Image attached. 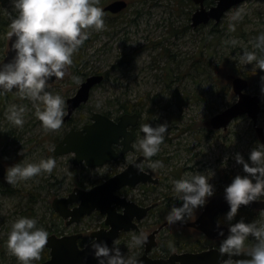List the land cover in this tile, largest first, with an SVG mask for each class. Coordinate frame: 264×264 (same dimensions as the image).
<instances>
[{
	"label": "rangeland",
	"instance_id": "374dc122",
	"mask_svg": "<svg viewBox=\"0 0 264 264\" xmlns=\"http://www.w3.org/2000/svg\"><path fill=\"white\" fill-rule=\"evenodd\" d=\"M110 1L113 0H100V6L104 9ZM127 1L129 6L120 13L104 10V27L101 31L90 30L82 45L80 62L75 67L71 64L69 72L62 79L49 83L48 87L50 91L59 92L67 101L90 74L104 72L106 78L103 83L93 89L90 100L74 113V125H82L96 110L121 114L123 103L134 104L142 114L136 141L144 135L142 124L168 123L160 150L151 159L163 161V167H157L160 182L151 184L153 189L147 192L140 189L130 193L136 199L156 200L160 206L144 219L140 230L130 231L118 238L125 254L139 256L145 244L136 246L131 240L132 235L141 231L149 235L159 229L160 224L167 220L172 205L182 203L173 191L170 178H180L185 172L214 169L216 174L212 182L216 186L215 194L222 193L233 176L242 171V166L236 163L235 153L241 152L247 158L251 148L259 141L251 121L246 117L232 121L225 130L218 129L212 133L206 121L233 100L230 95L232 85L228 81L231 75L247 77L250 81L248 91L264 94V70L253 74L251 64L238 66L233 59L243 51V45L251 49L250 41L264 32V0L239 3L229 9L218 23L212 20L197 27L192 25V15L199 5L193 0ZM205 4L210 7L215 0H207ZM237 8L245 10L244 16L235 22V30L232 31L229 16ZM2 11L10 21L16 15L11 0L4 2ZM7 32H0V61L9 49ZM229 37L237 38L240 43L236 47L225 45L224 41ZM73 75L80 77L79 82L72 78ZM6 94L10 96L3 108L1 130L11 129L13 134L4 138L6 143L0 144L1 159L12 164L25 158L38 161L52 157L56 165L50 174H40L16 185L3 179L1 184H9L16 191L0 192V239L8 238L13 220L28 207L30 195H26V191H32V197H37L33 217L37 218L38 226L45 227L49 235L81 231L88 240L92 231L102 227L104 217L93 213L80 223L66 225L63 218L53 213L52 201L57 196L65 197L76 186H90L102 181L111 167L103 165L88 169L84 163L74 165L72 153L55 155L54 148L71 129L70 122L64 119L60 129L45 130L34 114L35 108L30 99L21 97L15 89ZM12 104L25 107L22 126L14 125L7 119L5 113ZM225 157L228 159L225 160ZM223 162L227 166H223ZM146 165L149 167L148 162ZM98 168L103 174L97 172ZM202 209L194 210L185 221L178 222L193 221ZM29 214L33 212L29 211ZM258 219H264V215L261 213ZM220 220L227 223L224 216ZM156 238L158 244L153 248L156 254L186 251L197 246L211 247L219 242L205 238L193 227L170 223L161 229ZM164 247L169 250L164 251ZM37 263L39 261L34 264ZM0 264L20 262L6 248L0 251ZM93 264H99L98 259Z\"/></svg>",
	"mask_w": 264,
	"mask_h": 264
},
{
	"label": "clouds",
	"instance_id": "9594fccd",
	"mask_svg": "<svg viewBox=\"0 0 264 264\" xmlns=\"http://www.w3.org/2000/svg\"><path fill=\"white\" fill-rule=\"evenodd\" d=\"M11 3L16 15L11 20L7 36L15 54L11 60L0 61V96L15 89L21 97L33 102L34 114L45 130L60 129L66 115V99L59 92L50 91L49 82L53 76L57 79L65 76L67 68L73 63V54L88 38L91 29H103L104 9L100 0H11ZM244 11L237 8L229 16L230 30H235V22L243 19ZM224 43L236 47L240 42L235 37H229ZM250 43L251 49L243 45V51L233 59L238 66L251 64L255 74L264 70V32H260ZM72 78L77 82L80 80L77 75ZM24 112L23 105L12 104L5 114L14 125L22 126ZM167 129V122L142 124L144 135L134 144L153 169L163 167V161H152L151 158L159 152ZM20 154H23L22 149ZM235 160L242 166V171L237 172L224 187V198L229 205L224 214L227 223L220 219L216 221V230L222 237L218 250L222 256L228 254L221 264H264V219H236L242 205L264 201V142L258 141L247 158L236 152ZM55 165L56 160L52 157L38 161L25 158L6 167L4 180L16 185L40 174H50ZM134 165L139 171H144L143 162H134ZM223 166L227 164L223 162ZM97 172L103 174L99 168ZM215 174V170L210 169L185 172L180 178H170L173 191L182 203L172 205L166 217L169 223L185 221L194 210L209 203L216 193L212 182ZM250 236L255 239L251 246L246 244ZM48 238V230L38 226L36 217L21 215L11 224L7 249L20 264H34ZM131 240L136 246H143L148 235L143 231L134 233ZM119 245L118 239H114L111 246L98 238L91 240L93 255L99 264H142L137 256L125 254ZM241 253L251 258L234 261L233 258Z\"/></svg>",
	"mask_w": 264,
	"mask_h": 264
},
{
	"label": "water",
	"instance_id": "95a60500",
	"mask_svg": "<svg viewBox=\"0 0 264 264\" xmlns=\"http://www.w3.org/2000/svg\"><path fill=\"white\" fill-rule=\"evenodd\" d=\"M198 6L192 15V25L197 27L201 24H207L212 20L218 23L229 9L233 6L247 0H217L210 7L206 6V0H193ZM129 5L127 0H113L105 7V11L119 13ZM9 49L3 61L11 60L15 50H11V39H9ZM69 67L66 70L68 72ZM104 74H93L87 77L81 83L76 93L67 99V114L69 118L78 107L88 102L91 91L96 85L104 80ZM233 84L234 92L238 99L231 106L216 113L211 119L210 124L216 129H226L233 119L248 114L255 122L260 110L261 95H252L246 90L249 86L248 80L241 76H232L229 78ZM52 77L49 83L56 81ZM139 121V114H123L119 121H115L108 115L96 112L92 116V122L84 125L81 129L72 128L62 140L55 146V155L74 154L73 163L78 165L85 162L87 166L97 167L105 163L118 159L121 155L129 151L132 147L133 132L129 126H136ZM256 132L260 142H264V125L256 126ZM123 140H121V138ZM123 144V150L117 152L113 144ZM143 156L134 162H141ZM134 162L124 171L108 178L107 180L94 185L90 189L75 187L68 196L55 197L52 201L53 209L59 213L67 224L78 223L82 217L98 210L105 215L106 228L94 230L91 238H98L107 241L109 246L114 239H118L121 231L138 230V221L145 218L151 207L141 206L136 202L128 200L126 197L119 195L117 192L121 187L130 185L134 187L138 183L147 181L157 182L152 173L145 170L139 171ZM7 164L0 160V177H4ZM77 203L73 208L71 204ZM125 207L123 212L118 211V207ZM229 205L224 198V192L214 195L210 198L209 203L204 206L199 217L193 221L180 222L183 226L195 227L202 231L211 239H221L216 230L217 216L227 211ZM243 208H254L264 210V201H254L248 205H242ZM169 222H165L159 229L154 230L148 235L145 242V248L140 256H137L142 264H221L223 259L228 258V254L223 256L217 247H210L198 251H175L167 257H153L151 253L157 246V234ZM226 227V226H225ZM227 234V229H226ZM83 234L81 232L65 235H49L46 247L49 249V257L38 264H93L97 259L93 255L91 241L80 246L79 239ZM251 258L246 253H241L233 258Z\"/></svg>",
	"mask_w": 264,
	"mask_h": 264
},
{
	"label": "flooded vegetation",
	"instance_id": "af4514ba",
	"mask_svg": "<svg viewBox=\"0 0 264 264\" xmlns=\"http://www.w3.org/2000/svg\"><path fill=\"white\" fill-rule=\"evenodd\" d=\"M207 1V0H206ZM216 1L217 0H215V3H216ZM111 2V1H110ZM107 5V4H106ZM213 5V4H212ZM211 6V5H210ZM107 12H109V11H107ZM120 13V12H119ZM68 72H69V70H68ZM67 72V73H68ZM66 73V74H67ZM93 74H104V77L106 78V74L104 73V72H100V71H98V72H95V73H93ZM93 74H90V75H93ZM89 75V76H90ZM88 76V77H89ZM232 76H235V75H231V76H229L228 77V81H230V83H231V80H229V78H231ZM236 77V76H235ZM241 77H243V78H245V79H247L248 80V83H249V85H250V81H249V79L247 78V77H244V76H241ZM105 78H104V80H105ZM87 78H85V80H86ZM85 80H83V81H85ZM103 80V81H104ZM82 81V82H83ZM103 81L101 82V83H103ZM100 83V84H101ZM99 84V85H100ZM231 85H232V90H233V92H231L230 93V95L232 96V98H233V100L232 101H230L229 102V104L227 105V107H229V106H231L233 103H235L236 101H237V99H238V96H237V94L234 92V89H233V84L231 83ZM96 86H98V85H96ZM95 86V87H96ZM94 87V88H95ZM93 88V89H94ZM248 89H249V86H248V88H247V92L248 93H250V94H252V95H261V99H260V110H259V113L257 114V121L255 122V120L251 117V116H249L248 114H243V115H240V116H238V117H236L235 119H233L232 121H235V120H238L239 118H243V117H246V118H248L249 119V121H251V123H252V127L255 129V132H256V126H261V125H264V94L262 93V92H250V91H248ZM93 91V90H92ZM92 91H91V95H92ZM76 93V92H75ZM90 98H91V96H90ZM68 99V98H67ZM90 100V99H89ZM88 100V101H89ZM66 103H67V101H66ZM87 103V102H86ZM86 103H83L80 107H78L77 109H76V111L77 110H79V109H82L83 107H84V105L86 104ZM124 104V103H123ZM227 107H225V108H227ZM225 108H223V109H225ZM121 109V114H115L114 112H112V111H108V110H105V111H93L92 112V114L90 115V117L89 118H87V120L82 124V125H74L75 123L73 122L74 120H75V116H74V113L76 112H74L69 118H66V115H65V117H64V119H65V121L66 122H70V124H71V129L72 128H75V129H81V128H83L84 127V125H86V124H89V123H91L92 122V116H93V114L94 113H96V112H99V113H102V114H105V115H108L110 118H112L113 120H115V121H119V119H120V117L123 115V114H126V113H129V114H134V113H138L139 114V121H138V123H137V125L136 126H129V129L133 132V140H132V147H131V149L129 150V151H127V152H125V153H123L122 155H121V157L120 158H118V159H115V160H112V161H109V162H107V163H105L104 165H108V166H110L111 167V171L110 172H108V174L106 175V177L102 180V181H99V182H96V183H93V184H91L90 186H84V187H82V188H85V189H90L91 187H93L94 185H96V184H99V183H101V182H103V181H105V180H107L108 178H110V177H112V176H114V175H116L117 173H119V172H122V171H124V170H126L134 161H136L137 159H139V158H141V156H143L142 155V153L137 149V148H135L134 147V144L136 143V139H137V129H138V126H139V123H140V121H141V117H142V114H141V112H140V110H138V109H136L135 107H132L130 110H127L125 107H121L120 108ZM223 109H221V110H219L218 112H216V113H219L220 111H222ZM215 113V114H216ZM67 114V113H66ZM214 114V115H215ZM214 115H212L211 116V118L214 116ZM210 118V119H211ZM210 119L209 120H207L206 121V124L207 125H209L210 126V128H209V130L211 131V133L212 132H214V131H216V130H218V129H216V128H214L211 124H210ZM231 121V122H232ZM229 126V125H228ZM70 129V130H71ZM220 129H223V128H220ZM227 129V128H226ZM225 130V129H224ZM65 136V135H64ZM256 136H257V138H258V140H259V137H258V135H257V132H256ZM123 138L124 137H122L121 138V140H123ZM62 140V139H61ZM60 140V141H61ZM59 141V142H60ZM260 141V140H259ZM58 142V143H59ZM57 143V144H58ZM56 144V145H57ZM123 147H124V145L123 144H121V145H119V144H117V143H115V144H113V148L117 151V152H120V151H122L123 150ZM74 155V154H73ZM2 157H0V160L3 162V163H5V164H7V166H9L10 164H9V162H6V161H4L3 159H1ZM152 159V158H151ZM74 160V159H73ZM141 162H143L144 163V170L146 171V172H148V173H152L153 175V178H155V179H158V181L157 182H154V181H147L146 183H138L137 185H135L134 187H131L130 185H125V186H123V187H121V189L117 192L119 195H121V196H124V197H126L128 200H130V201H133V202H136L138 205H141V206H144V207H146V206H152V205H155V206H153V207H151L150 209H149V211H148V214H147V216L145 217V218H143V219H141L140 221H138V224H139V229L138 230H140L141 229V225H142V223H143V221H144V219H146L147 217H149L151 214H152V212H153V210L155 209V208H157V207H159L160 206V203L158 202V201H156V200H154V201H152V202H149V201H151L150 199H136L135 197H132V195H130V193L131 192H133L134 190H143V192H147V191H149L150 189H153V185H151V184H158L159 182H160V177L157 175V168L155 169V170H151V169H149V167L146 165V162H148V160L147 159H145V157L143 156V159H142V161ZM82 163H84L85 164V166L89 169V168H92V167H90V166H87L86 165V163L85 162H82ZM74 164V163H73ZM81 164V163H80ZM80 164H78V165H80ZM75 165V164H74ZM103 166V165H102ZM98 167V166H97ZM3 179H4V177H0V182H2L3 181ZM83 185V184H82ZM76 187H80V186H76ZM75 188V187H74ZM73 188V189H74ZM72 189V190H73ZM71 190V191H72ZM70 191V192H71ZM70 192H68V194L70 193ZM68 194L66 195V196H68ZM219 194V193H218ZM146 195V194H145ZM216 195V194H215ZM77 205V203H74V204H71L70 205V208H73V207H75ZM124 208L125 207H123V206H119L117 209H118V211H120V212H123V210H124ZM203 209H204V206H203ZM202 209V210H203ZM54 210V209H53ZM255 211H264V210H258V209H255ZM227 211H225V212H222V213H220L218 216H217V219H220L222 216H224V214L226 213ZM53 213L55 214H57L58 215V217L59 218H63L59 213H57L55 210L53 211ZM93 213H97V214H100L101 216H103L104 217V221H103V224H102V227L101 228H99V229H102V228H106V227H108V225L105 223V215L104 214H102L100 211H98V210H95V211H93L91 214H89V215H86V216H84V217H90ZM201 214V213H200ZM199 214V215H200ZM84 217H82V219H81V221L83 220V218ZM199 217V216H198ZM198 217H196L195 219H197ZM64 219V218H63ZM194 219V220H195ZM65 220V219H64ZM80 221V222H81ZM65 222H66V225H68L67 224V220H65ZM80 222H78V223H80ZM165 222H168V220H166V221H164V222H162V224H164ZM74 223H76V222H74ZM74 223H72V224H74ZM72 224H70V225H72ZM162 224H160V226L158 227V228H160L161 227V225ZM170 224H177V225H182V224H180V222H176V223H170ZM226 224V223H225ZM166 226V225H165ZM194 229H196V230H198V231H200L199 229H197V228H195V227H193ZM162 229V228H161ZM161 229H160V231H161ZM138 230H129V231H121V234H120V236L122 235V234H126V233H128V232H130V231H138ZM159 231V232H160ZM79 232H81V231H76V232H73V233H70V234H74V233H79ZM93 232V231H92ZM91 232V233H92ZM153 232V231H152ZM201 232V234L203 235V236H205V238H207V239H209V240H212V241H219L216 245H214V246H211V247H217V248H219V243H220V241H221V239H211V238H209V237H207L202 231H200ZM83 235L80 237V239H79V244H80V246H84L85 244H87L88 242H90L91 240H92V238H91V233H90V236L88 237V240H85V239H87V236H85V234H84V232H81ZM61 235H65V234H61ZM119 236V237H120ZM144 248H145V246H144ZM206 248H210V247H202L201 249H198V250H202V249H206ZM198 250H195V251H198ZM143 251H144V249H143ZM143 251H142V253H143ZM180 251H183V250H179L178 252H180ZM191 251V250H190ZM172 252H175V251H171V252H166V253H164V254H157V256L155 255L156 253H153V251H152V253H151V256H153V257H167V256H169ZM141 253V254H142ZM140 254V255H141ZM139 255V256H140Z\"/></svg>",
	"mask_w": 264,
	"mask_h": 264
},
{
	"label": "trees",
	"instance_id": "16d2710c",
	"mask_svg": "<svg viewBox=\"0 0 264 264\" xmlns=\"http://www.w3.org/2000/svg\"><path fill=\"white\" fill-rule=\"evenodd\" d=\"M6 0H0V32L2 33H6L7 30L9 29V25L11 23L10 20H8L5 15L3 14V11H2V8L4 6V2ZM84 44V43H83ZM82 44V45H83ZM82 45L79 47L78 51H76L73 55V67H75L76 63L80 62L81 60V49H82ZM10 95L9 94H5V95H2L0 96V107H2V109L0 110V120L3 119V111H4V105L6 104V100H7V97H9ZM121 107H125L127 110H130L132 107H135L134 104H121ZM1 128H3L0 124V144L2 145L3 143H6L4 142L7 138L9 137H12V130L11 129H5V130H1ZM2 134V136H1ZM4 138H6L4 140ZM256 139L258 140V138L256 137ZM0 157H3V155H0ZM13 191H16V188L14 189L13 187H11L9 184H1L0 182V192H4V193H13ZM26 195H30V199H28V207L27 209L23 212L22 215H27V216H35V212H34V203L36 202L37 200V197H32L33 193L32 191H26ZM29 211L31 213V211L33 212V214H29ZM262 213V211H255L254 208H243V209H240L239 210V213L236 217L237 220H239L241 217L245 218L246 220L248 221H251V220H257L259 215ZM56 216H58L56 213H55ZM6 241L7 239H0V251H3L7 248V244H6ZM255 243V239L254 237H249L248 240L246 241V244L251 246L252 244ZM220 245V243H219ZM202 247L200 246H197V247H193L189 250L191 251H195V250H198V249H201ZM169 249L168 248H165L164 247V251H168ZM157 256V254H155ZM49 257V249L46 247V245L44 246V249L42 250L41 252V256L38 260H36L34 263H36L37 261H43L45 259H47Z\"/></svg>",
	"mask_w": 264,
	"mask_h": 264
}]
</instances>
